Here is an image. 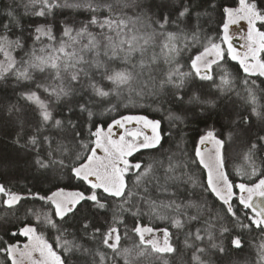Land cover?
Here are the masks:
<instances>
[{
	"label": "snow or ice",
	"instance_id": "1",
	"mask_svg": "<svg viewBox=\"0 0 264 264\" xmlns=\"http://www.w3.org/2000/svg\"><path fill=\"white\" fill-rule=\"evenodd\" d=\"M262 3H258V0H238V7H224L223 35L219 38L220 42L217 43L212 38H208L203 51L194 58H189L190 71H184L185 65L179 62L178 57L182 50L188 49L191 44L199 43V32L193 30L187 33L183 29L168 31L170 21L166 15L156 20L145 15L143 11L138 15H128L127 9L141 7L140 0H77L73 4H69L67 0H24L21 5H18L24 9L23 15L39 17L43 20L42 22L32 21L26 26L21 16L16 13V8L9 6L5 13L6 22L0 21V55L3 56L0 60V80L11 73L17 81H33L35 72H46L51 83L36 82L35 88L42 89L49 99H42L37 91L28 90L21 93L23 98L37 105L39 109L40 123L36 128V134L30 138V143L38 145L41 142L39 133L49 124L58 130L70 129L73 138H76L80 135L77 124L70 116L57 118L52 104L76 94L78 90L88 91L92 97L103 101L113 94L119 96L125 89L129 94L136 92L138 95H143L144 89L149 84H152L155 89L152 94L166 95V89L171 86L177 90L173 93V98L182 102L184 98L178 95L179 90L197 78L200 81H211L217 88L223 90L231 88L232 80L226 70L220 75L219 84H216L212 75L213 66L219 67L220 62L225 59V54L232 61L238 62L247 77H264V30H261L264 29V6ZM66 7H84L89 11L90 18L79 23H69L67 20L57 21L55 10ZM193 7L194 5L188 3L182 4V10L179 11L177 19L191 15ZM241 21H246L247 31L240 37L244 43L238 49L233 44L230 27ZM57 29H59V35H57ZM156 48H159V53L155 51ZM17 51L22 52L19 60L14 55ZM161 60L167 65V69L160 70L162 75L157 81L152 73L157 71ZM146 73L147 80H144L142 77ZM102 81H107L108 85ZM243 83L248 85V79L246 78ZM137 84L142 85L139 91L135 86ZM252 84L254 85L255 82L252 81ZM247 91L248 99L253 105L252 113L257 119L264 121V111H259L255 107L257 98L252 88H248ZM94 102L96 101L88 99L78 107L82 113H87V116L91 118L94 113L90 104ZM188 103L214 105L215 101L204 99L194 91ZM68 111L71 113L72 109L69 108ZM172 118L181 119L179 116ZM131 124L137 126L127 127ZM114 127L124 130L117 139H113ZM159 129V120H151L146 116L128 115L114 120L107 131L101 127H97L95 131L89 130L90 136L94 137L90 141L92 146L83 141L79 142L80 148L84 151L76 153V159L82 162L71 168L74 178L88 185L87 194L84 191L66 192L60 188L51 195L38 197L53 206L54 215L61 221H64L70 213H74L82 202H90L97 209L111 207L112 222L103 232L101 228L96 227L91 233L93 239H96L99 234L103 246L113 253L110 258L105 253H99L98 264H105L107 259L111 260V264H117L121 259L123 264H136L137 260L146 253L158 257L176 253L177 249L171 243L172 234L167 229L163 231L161 240L152 227L140 224L131 229L137 237L136 242L131 247H121L122 236L119 228L114 225L123 223L120 216L131 210L126 205H129L134 198L147 203L153 215L161 219H171L172 225L178 230L185 228L187 222L198 220L201 210L206 208V201L201 204L191 201L187 204H178L175 200L157 202L147 195L146 187L143 189L145 195H140L138 189L154 176L153 164L151 162L145 164L142 161L133 162L130 157L141 150L157 148L162 139ZM42 140L51 148L52 137L43 136ZM199 144L201 147L196 149L195 155L199 158V164L207 170L204 190L213 193L223 205L227 206L225 211L235 218V225L240 228L255 226L264 231V178L251 184L234 183L230 180L229 173L225 170L222 153L224 141L217 137L214 129L206 130L200 137ZM62 147L63 145L58 143L56 150H62ZM202 148L204 151L201 150ZM258 150H264V135L257 136L256 141L250 143L248 151L244 154V159L248 162L251 171H238V175L248 176L249 179L258 175L254 162ZM205 151L209 153L207 159ZM51 154L49 151V157ZM36 163L40 167L48 166L41 159H37ZM60 163L63 165V161ZM176 167L178 165L169 163L167 173H174ZM129 173L135 177L131 188L126 179ZM259 174L264 175V173ZM173 179L177 177L166 175L165 184L160 185L161 191L167 192L166 183ZM0 194L6 197L4 203L9 208L23 199L20 195L6 189L3 184H0ZM172 195L175 196V193ZM233 199L242 206L245 217L250 220L249 224H244L237 215L233 207ZM193 207L197 209V215L187 216V221L182 219L181 217L187 215L185 210ZM249 211L252 213L251 216H248ZM169 212L174 215L169 216ZM139 214L138 209L135 215ZM33 215L38 221L41 220V213L33 212ZM42 216L45 224L59 231L52 214L43 213ZM204 224L203 230L197 228L195 232L185 233V246L193 249L194 264H208L202 258V254H206L208 248L223 252L225 249L222 237L230 231L224 225L217 230L211 216L204 221ZM83 228L87 234L89 224H83ZM202 231L203 234H201ZM19 234L26 237L28 242L23 245L18 242L11 244L5 242L0 246V253L5 254L10 264H66V258L55 250L53 243H49L42 233L37 232L35 226L26 225L19 230ZM13 235L16 234L13 233ZM127 237L128 230L125 229L124 238ZM205 240L208 241V246L200 247L197 242L203 243ZM217 240H220V243H217ZM56 243L64 252H71L73 248L79 250L82 247L62 240L60 236L56 237ZM230 243L236 248L241 247L239 236L231 239ZM89 251L84 249V252ZM259 261L260 264H264V244L260 245Z\"/></svg>",
	"mask_w": 264,
	"mask_h": 264
},
{
	"label": "trees",
	"instance_id": "2",
	"mask_svg": "<svg viewBox=\"0 0 264 264\" xmlns=\"http://www.w3.org/2000/svg\"><path fill=\"white\" fill-rule=\"evenodd\" d=\"M23 2L24 0H0V21L6 22L5 13L9 6H12L16 8V13L21 16L26 26L32 21L42 22L43 18L23 15V7L18 6ZM67 2L73 4L77 0H67ZM184 3L194 5L191 15L177 19L179 11L182 10L181 5ZM258 3H262V0H258ZM140 4L139 8L127 9L128 15H138L143 11L153 20L166 15L170 21L168 31L183 29L187 33L193 30L199 32V43L191 44L188 49L182 50L178 57L179 62L185 65L183 70L190 71L189 58H194L203 51L208 38H212L217 43L220 42L219 38L223 35V8L237 7L238 0H140ZM55 17L57 21L67 20L69 23H79L87 21L90 13L84 7H66L56 9ZM57 35H59V29H57ZM180 46L183 48L182 44ZM155 51L159 53V48ZM14 55L19 60L22 52L17 51ZM2 59L3 56L0 55V60ZM166 69L167 65L161 60L157 71L152 75L158 81L162 75L160 70ZM224 70L230 74L232 80L230 89L223 90L217 88L211 81H200L197 78L179 90L178 95L184 98L182 102L173 98V93L177 90L171 86L166 89V95L152 94L155 89L152 84H149L144 89L143 95H138L136 92L129 94L125 89L119 96L113 94L103 101H98L88 91L78 90L76 94L52 104V108L57 118L70 116L77 124L80 135L73 138L70 129L58 130L49 124L39 133L41 142L38 145H32L30 138L36 134V128L40 123L39 109L37 105L23 98L21 93L28 90L37 91L42 99H49L42 89L35 88L36 82L51 83L48 74L35 72L33 81H17L15 76L9 73L6 78L0 80V184L12 193L23 197L12 208L6 204H0V246L5 242L11 244L24 241L26 237L20 235L19 230L26 225H32L46 237L49 243H53L55 250L66 258V264H98L99 253H105L110 258L113 253L103 246L99 234L96 239H93L91 233L96 227L101 228L103 232L112 222L111 207L97 209L90 202H82L74 213H70L64 221H61L54 215L53 206L38 197L51 195L60 188L65 191H84L87 194L88 185L74 178L71 172L73 166H78L82 162L76 159V153L84 151L80 148L79 142L88 143L91 147L90 141L94 137L90 136L89 130L95 131L97 127L106 129L114 120L122 116L140 115L151 120H159L162 137L157 148L144 149L130 157L133 162L142 161L145 164L150 162L153 164L154 176L138 189L140 195H145L143 189L146 187L147 195L157 202L175 200L178 204H187L190 201L201 204L206 201V208L201 210L198 220L189 221L185 228L178 230L172 225L171 219H161L153 215L147 203L134 198L129 205H126L131 210L120 216L123 223L114 225L119 228L122 236L121 247H131L136 242L137 237L131 229L137 224L152 227L155 231L163 232L167 229L172 234L171 243L177 249L176 253L161 257L146 253L137 260L136 264H165V262L194 264L193 249L185 246V233L195 232L197 228L203 230L204 221L211 216L217 230L224 225L230 231L222 237L225 249L223 252L208 248V252L202 254V258L208 264H260L259 249L260 245L264 244V231L255 226L240 228L235 225V218L225 211L227 206L223 205L213 193L204 190L207 170L199 164V158L195 155L196 149L200 148V137L206 130L214 129L217 137L224 141L222 153L225 170L229 173L230 180L234 183L251 184L264 178V175L259 174L264 173V150H258L254 158L258 175L249 179L248 176L241 177L237 174L238 171H251L248 162L244 159V154L248 151L250 143L256 141L257 136L264 135V121L257 119L252 113L253 105L248 99L247 91L248 88H252L257 98L255 107L259 111H264V77H247L237 61H232L225 56L219 67L213 66L212 75L216 84L220 83L219 77ZM246 78L249 81L248 85L243 83ZM142 79L147 80V73ZM252 81L255 82L254 85ZM102 83L108 85L107 81ZM135 86L137 91L142 87L140 84ZM194 91L204 99L215 101V104L188 103ZM88 99L96 101L90 104L94 113L91 118L87 116V113H82L78 107ZM69 108L72 109L71 113L68 111ZM173 116H179L181 119H174ZM43 136L53 138L51 148L43 142ZM58 143L63 145L62 150H56ZM49 151L52 153L51 157L48 155ZM37 159L44 160L48 166L40 167L36 163ZM60 161H63V165ZM169 163L178 165L174 173H167ZM166 175H174L177 179L168 180L166 183L168 191L163 192L160 185L165 184ZM126 179L131 188L135 179L134 175L129 173ZM172 193H175V196ZM232 203L243 223L249 224L250 220L245 217L242 206L235 199ZM138 209L140 214L135 215ZM185 211L187 215L181 217L185 221L187 216L197 215V209L194 207L187 208ZM33 212L41 213L40 221L35 218ZM43 213L52 214L59 231L43 222ZM168 215L171 216L174 213L169 212ZM251 215L249 211L248 216ZM85 223L89 224L87 234L83 228ZM125 229L128 230L127 238H124ZM217 235L219 236L218 231ZM57 236L82 247L79 250L73 248L71 252H64L56 243ZM237 236L241 240L239 248L230 243V240ZM216 242L220 243V240ZM197 243L200 247L208 246L207 240ZM84 249L90 251L84 252ZM0 264H10L4 253H0ZM105 264H111V260L107 259ZM117 264H123V260H118Z\"/></svg>",
	"mask_w": 264,
	"mask_h": 264
},
{
	"label": "flooded vegetation",
	"instance_id": "3",
	"mask_svg": "<svg viewBox=\"0 0 264 264\" xmlns=\"http://www.w3.org/2000/svg\"><path fill=\"white\" fill-rule=\"evenodd\" d=\"M231 29H233L234 32V35L232 36L233 38L234 37H238L240 39V36L244 35L247 31V26H246V23H244L243 21H241L239 24L237 25H232L231 26ZM241 40V39H240ZM241 45H242V40H241ZM112 125V124H110ZM109 125V126H110ZM108 126V127H109ZM107 127V129H108ZM124 132L123 129L119 128V127H114L113 128V133H114V136H113V139H117L120 135H122ZM211 147V146H209ZM3 194H0V204H5V203H2L1 202V198H2Z\"/></svg>",
	"mask_w": 264,
	"mask_h": 264
},
{
	"label": "rangeland",
	"instance_id": "4",
	"mask_svg": "<svg viewBox=\"0 0 264 264\" xmlns=\"http://www.w3.org/2000/svg\"><path fill=\"white\" fill-rule=\"evenodd\" d=\"M238 7V6H237ZM244 23H246V21H243ZM246 26H247V23H246ZM258 27H259V24L257 25ZM261 30H264V29H261ZM234 32L235 31H233V29H231V27H230V34H231V36H233L234 35ZM243 36V35H242ZM242 36H240V37H242ZM242 40V39H241ZM219 43V42H218ZM244 43V41L242 40V44ZM225 56H227V54H225ZM133 116H140V115H133ZM137 125H135V124H131V125H127V127H129V128H131V127H136ZM104 129V128H103ZM105 131H107V128L106 129H104ZM160 131V130H159ZM150 134V133H149ZM202 151H204V150H202ZM208 155H209V153L207 152V151H205V157H206V159L208 158ZM238 191V190H237ZM66 192H73V191H66ZM6 200V197L3 195L2 196V198H1V202L2 203H4V201ZM38 233H40L39 231H37ZM155 234H156V236L158 237V238H160L161 240L163 239V232L162 231H155ZM45 237V236H44ZM46 238V237H45ZM28 242V240H27V238H25V240L24 241H22V242H18V243H20L21 245H23L24 243H27Z\"/></svg>",
	"mask_w": 264,
	"mask_h": 264
},
{
	"label": "water",
	"instance_id": "5",
	"mask_svg": "<svg viewBox=\"0 0 264 264\" xmlns=\"http://www.w3.org/2000/svg\"><path fill=\"white\" fill-rule=\"evenodd\" d=\"M233 44H234V46H236L239 49L241 46V40L238 37H234L233 38ZM201 150H204V149L202 148Z\"/></svg>",
	"mask_w": 264,
	"mask_h": 264
}]
</instances>
